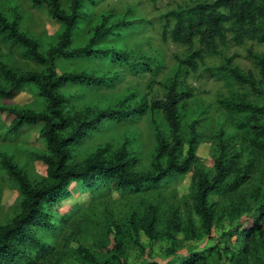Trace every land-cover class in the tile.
Masks as SVG:
<instances>
[{
  "label": "rangeland",
  "instance_id": "rangeland-1",
  "mask_svg": "<svg viewBox=\"0 0 264 264\" xmlns=\"http://www.w3.org/2000/svg\"><path fill=\"white\" fill-rule=\"evenodd\" d=\"M207 1L210 0H86L71 50L86 47L96 29L105 25L111 33L94 47L104 54L70 60L57 58L55 69L58 76L91 78L69 83L60 90L64 112L71 121L76 115L93 121L104 112L138 110L129 119L104 120L87 132L69 148L70 164L81 168L88 162L109 163L121 157V162L138 176L157 172L160 142H171L162 113L153 111L152 105L164 99L166 88L178 74L179 92L192 95L182 110L185 139L189 138L192 124L197 123L199 146L194 166L210 179L215 176L220 134L227 153L239 158L238 178L231 177L224 188L211 196L217 210L211 236L202 232L201 221L192 209L191 172L171 175L157 191L143 189L139 193L114 190L95 194L73 182L72 194L52 207L56 233H40V239L57 251L64 247L66 239H72L68 250L74 255L61 264H88L79 255L80 249H86L101 263L110 259L116 236L126 264H189L192 256L198 254H204L203 258L211 264H235L232 256L242 250L246 240L244 235L238 240L234 232L252 228L264 214V141L252 135L249 113L227 109V105L244 99L248 104L264 107V96L256 94L250 84L236 83L224 71L233 58L234 66L244 75L253 72L260 89L261 75L249 58V51L264 55V45L247 42L237 46L230 42L219 47L218 54L205 53L192 70L181 65L189 56L188 48L164 38L170 12ZM70 3L71 0H62L66 10ZM0 12L10 22H18L20 32L36 42L43 56L58 46L63 26L51 17L47 7H36L27 0H0ZM123 23L134 25L117 27ZM10 45L0 39V62L9 69L18 74L45 72L25 50ZM200 49L198 45L196 50ZM116 54L127 58L119 63ZM0 106L18 112L44 113L47 102L37 87L24 85L14 98L0 99ZM43 128L40 123L27 125L14 134L11 119L0 115V228L21 213L23 201L19 185L4 162H11L34 186L48 182L47 167L41 161L49 155L41 136ZM74 130L70 127L65 137ZM151 213L157 218L153 239L142 227L145 216ZM175 217L184 228L193 222L196 231L176 234L173 248L177 252L170 255L169 226ZM132 220L139 226L137 235L130 228ZM136 241L144 249L136 246ZM263 242L264 220L258 225L257 241L251 243L250 264H264Z\"/></svg>",
  "mask_w": 264,
  "mask_h": 264
},
{
  "label": "trees",
  "instance_id": "trees-1",
  "mask_svg": "<svg viewBox=\"0 0 264 264\" xmlns=\"http://www.w3.org/2000/svg\"><path fill=\"white\" fill-rule=\"evenodd\" d=\"M27 1L36 7L49 9L51 17L63 26L61 38L58 46L51 48L45 57L40 53L36 42L20 32L18 22H10L0 12L2 43L25 50L38 65L45 68L42 74H18L0 62V99H12L24 85H34L46 99L47 109L44 113H33L18 112L0 106V115L11 119V130L14 134L27 125L38 123L44 125L41 136L47 144L49 155L44 156L41 161L47 167L48 182L41 186H34L16 166L9 161L4 162L9 174L19 185L23 201L21 213L10 224L0 228V264H44L46 262L61 264L74 255V252L70 253L68 250L71 238L66 239L60 251H57L49 242L40 239L42 232L56 233L53 223L55 213L52 212V207L72 194L70 185L73 182L80 184L85 191L95 194L114 190L139 193L143 189L157 191L171 175H185L191 172L194 185L192 209L201 221L202 232L205 236H211L217 216V210L211 203V196L224 188L231 177L238 178L241 171L239 158L227 153L223 134H220L218 136L219 150L215 159V176L210 179L194 166L198 159L196 152L199 146L197 123L192 124L189 138L185 139L182 110L192 95L189 92H179L178 74L173 83L166 88L164 99L152 105L153 111L158 110L162 113L171 140L169 144L164 140L160 142L156 173L138 176L130 172L128 165L121 162V157H116L109 163L88 162L84 167H75L70 164V147L75 146L79 139L85 137L87 132H91V129L103 123L104 120L129 119L138 110L104 112L93 121L83 119L81 115H76L74 121L67 118L63 107L64 98L60 95V90L69 83L91 78L86 75L58 76L55 69L56 60L104 54L95 50L94 47L101 39L109 36L111 30H106L105 25H102L96 29L86 47L71 50L77 34V23L82 17L81 13L86 0H71L68 10L63 7L62 0ZM166 20L165 40L169 38L172 42L188 48L189 56L181 65H186L192 70L197 68V60L204 59L205 53L218 54L219 47H226L230 42L237 46H244L247 42L264 45V0H210L170 12ZM133 25V23H123L117 27L131 28ZM198 45L201 47L200 50H196ZM115 56L119 63L122 58H127L121 54ZM249 58L260 72V89H257L253 72L244 75L238 67L234 66L233 58L228 60L224 71L227 77L232 78L236 83L250 84L256 94L264 96V55L255 54L253 50H250ZM227 109L242 114L249 113L252 135L257 140L264 141V107L253 106L244 99L239 103L227 105ZM72 126L75 129L73 134L65 137L66 131ZM186 147L189 148L187 152ZM162 160L165 165L162 164ZM173 220L169 226L172 233L170 255L177 252L173 248L177 244L176 234L185 232L194 234L196 231L193 222H189L188 227L184 228L177 217ZM263 220L264 214H260L254 224V226L257 225L256 228L253 226L254 228L244 232L239 228L234 232L238 240L244 235L246 244L242 250L232 256L231 262L250 264L251 243L257 241L258 225ZM134 221L132 220L130 228L137 235L139 226H136ZM156 221L155 213L146 215L144 218L142 227L150 239H153L156 232ZM116 237L117 241L111 251V258L102 263L86 249H80L78 253L88 264H126L121 241L118 236ZM136 246L144 249L140 241H136ZM202 255L204 254L192 256L189 264H211Z\"/></svg>",
  "mask_w": 264,
  "mask_h": 264
}]
</instances>
